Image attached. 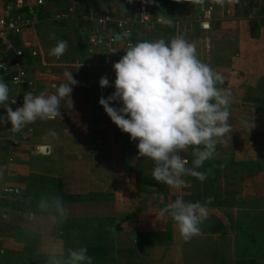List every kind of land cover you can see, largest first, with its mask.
<instances>
[{
	"label": "crops",
	"instance_id": "1",
	"mask_svg": "<svg viewBox=\"0 0 264 264\" xmlns=\"http://www.w3.org/2000/svg\"><path fill=\"white\" fill-rule=\"evenodd\" d=\"M35 2L36 0H14L13 3L6 4L4 0H0V14L6 11L11 16L26 18L29 16L28 11L32 10L35 15L31 25L24 27L19 34L9 36L14 47L22 50L20 64L31 84L12 85L10 77L15 70L10 60L13 54H0V81L9 86V100L18 98L23 105V96L27 91H32L35 95L42 92L51 94L55 91L52 84L67 82L65 72H72L79 83L72 86V108L70 100L66 98L62 101L60 117L37 120L26 125L15 135L13 145L9 142L6 127L0 125V188L7 185L16 186L20 190L18 195L0 198V258H8L10 264H28L20 258L48 257L49 250L53 248L65 253L66 248L69 249L65 241L83 240L80 236L68 235L70 228L80 230L82 222L91 226L96 222L105 224L106 219L111 224L114 219L115 224L118 212L109 217L74 212L75 208L95 205V196L100 193L108 194V197L113 194V202L118 206L124 205L127 200L132 201L135 216L138 214V222H141V213H148L147 220L152 223V228L149 229L140 227L138 223L136 229L134 228L136 237L131 243L121 245L122 250L117 251V255L123 263L130 264L132 258L138 257L145 261L150 259L152 264H157V257L165 249L163 256L166 257L167 264H235L237 260L244 259H252L254 264H263L264 241H258L256 233L246 236L245 225L231 235L224 234L225 231L208 232L201 229L200 235L185 241L180 237L171 218L165 217L163 221L150 220L165 207L166 203L160 197L167 186L156 181L154 185L138 189L136 175L126 167L123 158L127 155L130 160L134 153L126 145L129 134H124L99 104L102 95L107 97L114 91L112 86L101 88L99 78L107 75L112 84L115 80L112 65L125 53L107 58L105 51L89 47L87 39L96 29V23L90 17L100 16L86 15L87 2L84 0H43L39 4ZM250 6L258 7L257 11L251 16L248 10L245 11L242 20L249 27L246 31L247 38L252 40L257 37L256 31L252 32L250 25L264 24V0H252ZM178 7V0H153L152 3L140 0L135 9L136 21L127 34L128 40L131 38V43L160 38L168 41L177 35H183L187 39L189 36L197 37L209 27L207 23H202L201 26L187 29V17L190 16H187V10H183V16ZM140 11L146 13L145 21L138 20ZM188 11L191 14V7ZM161 17L170 23L160 22ZM193 33L197 36H193ZM58 40L67 41L68 47L64 55L56 58L49 55V51ZM239 47L240 50L245 48L243 44ZM237 54V48L231 54L212 51L209 65L216 67L218 71L215 70L222 76H227L228 72V76H233L230 68L222 63V57H235L234 64L237 65L240 63L239 57L243 56V61L247 63L240 66L241 72L234 76H257L254 77L256 82H245L247 86H229L224 77L223 88L230 90L231 96H239L241 103L248 104L250 110L262 113L264 109L260 105L264 91L256 84L261 81L264 86V54L261 50H247L244 54ZM112 104L115 107L121 106L117 102ZM6 107L12 108L10 101L9 104L6 102L0 105V116L7 114ZM50 131H54L56 137L51 136ZM39 146L45 147L44 153L39 151ZM232 154L236 160L258 161L256 157L244 158L240 151H232ZM181 155L185 158V154ZM262 170L263 165L257 171L242 173L240 178L255 176ZM118 176L128 177L132 183L123 184ZM42 195L61 198L63 195L77 196L72 201L62 199L69 210L67 219L62 223L51 220L49 232L35 228L38 225L42 228L44 219L48 218L37 210V201ZM25 226L27 228H23ZM122 231L129 232L127 228H122ZM117 237L115 233V242ZM76 247L79 248L80 244L73 243L70 248Z\"/></svg>",
	"mask_w": 264,
	"mask_h": 264
},
{
	"label": "clouds",
	"instance_id": "2",
	"mask_svg": "<svg viewBox=\"0 0 264 264\" xmlns=\"http://www.w3.org/2000/svg\"><path fill=\"white\" fill-rule=\"evenodd\" d=\"M160 22L170 23L163 17ZM67 47V41L58 40L49 55L59 58ZM124 53L112 65L114 82L110 84L107 75L99 78L101 88L114 87L110 95L99 98V104L122 132L129 134L132 141H138L137 159L149 158L153 162L152 179L175 189L185 186L186 176L203 182L206 173L196 169L215 157L217 145L233 131L231 92L218 87L223 83L222 75L199 58L196 44L183 35L168 41L160 38L129 43ZM64 75L67 82L52 84L55 91L51 94L25 92L23 105L15 110L6 107L7 114L0 116V125L10 121L12 131L19 132L37 120L60 117L62 101L66 98L72 108V86L79 82L72 72ZM9 93V86L0 81V105L9 104ZM10 102L15 103V99ZM112 102L121 106L115 107ZM241 122L249 131L254 127L253 123L249 126L247 121ZM50 135L57 134L50 131ZM190 148L191 166L181 155ZM212 199L209 197L207 202ZM37 210L57 223L68 216V209L58 196L42 195ZM208 216L206 204L187 202L180 196L156 213L159 221L171 218L185 241L201 234V225ZM47 264H92V257L87 247L69 248L67 254L53 248L48 252Z\"/></svg>",
	"mask_w": 264,
	"mask_h": 264
},
{
	"label": "rangeland",
	"instance_id": "3",
	"mask_svg": "<svg viewBox=\"0 0 264 264\" xmlns=\"http://www.w3.org/2000/svg\"><path fill=\"white\" fill-rule=\"evenodd\" d=\"M41 1V3H43V0ZM139 1L140 0H131V2H129V0H109L108 5L110 8L107 13L112 16L121 17L132 14L133 18H136L137 14L135 9ZM251 1L252 0H223L221 3L219 0H178V8L182 10V15L184 16L183 10H187V16L188 14L190 16L187 17V29L192 26H201L202 23H207L209 26L198 36L193 33V36L197 37H192L187 34V36L190 37L187 39L196 44L198 55L203 62L208 64L211 63L212 51L221 52V54H231L233 51H236L237 48L238 54L240 52L244 54L247 50H251L252 52L261 50L264 54V24H260L261 26L257 24L250 25L252 26V32L256 31L257 38L249 40L246 35L248 26L246 27V23L242 20L245 11L248 10L250 13L249 16H251L255 14L258 9V7L250 6ZM190 7L191 14L188 13ZM116 11H118L117 13L120 15L115 14ZM137 25L139 26V24ZM240 44H243L245 48L242 47V50H240ZM239 58L240 63L236 65L234 64L235 57H222V63L226 64L231 72H233L231 73L233 76H228L229 72L227 76H222L227 79L229 86H243V84L246 85L247 82L254 81V77H257L234 76V74L238 75V72H241L239 67L247 63L245 60L243 61V56ZM213 69H216V67H213ZM216 70L218 71V69ZM242 73L244 74L243 71ZM258 82L260 83H257L256 86L263 92L264 86L261 85V81ZM218 87L223 88L224 81L222 84H218ZM232 96L230 123L233 131L223 138L222 143L217 145L215 158L228 156L232 151H236V153L240 151L244 158L256 157L258 159L257 163H259L260 166L263 165V170L252 177L243 176L240 178L241 176H239V174H232V176L227 175L226 177L218 175V186H215L213 189H216V192L220 194L223 200H226L229 206L228 208L224 207V209L207 206L209 216L205 222H212L215 219L222 220L223 229L226 232L224 234L228 233V235H231L233 231H237V229H240L239 227L245 225L246 236L256 233L258 241H264V183H262V179L264 178V112L256 113L250 110L248 104L241 103L239 96ZM262 106L264 109V104ZM241 121H247L249 126L253 123L254 127L249 131V127H246ZM133 152L131 159L127 162V166L132 169L136 168L142 170V174L140 175L141 182H139L141 183L140 188L154 185L155 180L152 179L153 162L149 158L140 157L137 159L138 149L136 146L133 148ZM187 152L181 154H186ZM118 178L123 184L124 182H127L126 185L132 183L128 177L118 176ZM184 179L186 184L179 189L166 187L161 197L159 196L164 204L174 201L177 196L182 197L187 202H189L191 198L195 200V195L198 201L204 199L201 194L197 195L196 193H202L204 191L202 182L193 176H186ZM164 185L165 184L162 186ZM111 195V197H108V194L104 195L97 193L95 196V205H91L87 208H75L74 212L79 214L85 213L87 216L108 217L118 212L115 224L113 222L114 219L111 221V224L108 222V219H106L105 224L96 222L91 226H88L86 222H82L80 230L72 228L68 230L69 236H80L83 240L76 242L75 240L73 241V239H68L65 241L66 247H72L73 243L80 244V247H87L88 245L95 244L98 246V250L95 252L94 250L92 252L88 251L89 256L92 254V264L96 261L97 264H126L125 262L123 263L121 258L117 255V251L119 252L122 247L121 245L126 242L131 243L133 238L136 237L134 228L136 229L138 223L140 227H144L145 229L152 228V223L147 220L149 217L148 213H139L141 215L139 217L141 222H138V214L135 216V206L133 202L127 200L124 202V205L121 204V206H118L113 202V194ZM215 198H217L216 195ZM152 219H156V214L152 216L150 220ZM43 222L42 226L43 224L44 226L41 228V225H38L35 227L36 230L39 231L42 229V231L49 232L51 219L48 217L47 220L44 219ZM144 222H146V224H143ZM154 225L156 226V224ZM23 228H27V226ZM122 228H127L129 232H123ZM201 229H203L202 225ZM28 231H30V229ZM115 233H117L118 236L116 242L113 240ZM253 235L255 236V234ZM67 250L66 248L65 254H67ZM165 251L164 249L160 252L157 257V264H167L166 257L163 256ZM47 259L48 257L45 256L20 258V260H24L28 264H47ZM129 262L130 264H152L153 261L150 259L145 261L142 258L136 257L132 258ZM0 264H10V262L8 258L5 257L0 258Z\"/></svg>",
	"mask_w": 264,
	"mask_h": 264
},
{
	"label": "built area",
	"instance_id": "4",
	"mask_svg": "<svg viewBox=\"0 0 264 264\" xmlns=\"http://www.w3.org/2000/svg\"><path fill=\"white\" fill-rule=\"evenodd\" d=\"M36 3H41V0H36ZM28 14L29 16L26 18L12 17L6 11L0 14V54H5L7 52H12L13 54L10 62L15 71L10 77V83L14 86L31 84V81L26 78L25 72L20 64L22 50L16 49L14 44L9 39L10 35L19 34L24 27L31 25L34 22L35 15L32 10H29ZM90 18H92V20L96 23V29L87 39L89 47L105 51L107 58L124 53V49H126L127 45L131 43V41L127 38V34L131 31V26L135 23L136 18L113 17L108 13H105L100 17ZM146 19V13L144 11H140L138 20L145 21ZM117 32L120 33V39L118 41L113 38V34ZM13 99H15V103L10 102L13 110L22 106V103L18 98ZM3 125L8 131L9 142L13 145L15 143L14 137L20 131L13 132L10 121ZM19 193L20 190L16 186L5 185L0 188V198H5L9 195H18Z\"/></svg>",
	"mask_w": 264,
	"mask_h": 264
},
{
	"label": "trees",
	"instance_id": "5",
	"mask_svg": "<svg viewBox=\"0 0 264 264\" xmlns=\"http://www.w3.org/2000/svg\"><path fill=\"white\" fill-rule=\"evenodd\" d=\"M85 2H87V6L85 8V14L86 15H92V16H101L105 13H107L106 9L110 8V6H107V0H84ZM4 2L6 4L8 3H13L14 0H4ZM109 2V0H108ZM107 7V8H106ZM90 9V12H89ZM127 10V9H126ZM264 10V9H263ZM130 11V10H129ZM118 11H116L115 14ZM12 17H18V16H12ZM21 17V16H19ZM124 18H133L132 14L131 15H124ZM262 21H264V18L262 19ZM129 37V36H128ZM131 40V38H129ZM264 104V98L262 99V105ZM260 105V108H263V106ZM138 141H132L130 139V137H128V140H126V145L128 148L133 149L136 145H137ZM185 159H187L189 161V166H191V161L193 160V156H192V150L191 148L188 150V152L184 155ZM124 164H126V167L129 170H132L136 177V183L138 186V189H143L145 186H143L142 188H140V175L142 174V170L136 169V168H129L127 166V162H129V156H124ZM125 167V166H124ZM261 168V166L259 165V163H257V161H251V160H236L232 154V152L228 155V156H222L221 158H213L212 160L206 161L203 165V167L196 169L197 171H201V172H205L207 178L202 182L203 185V192L199 193L196 192L197 195L201 194V196L204 197L203 200L199 201L202 204H206V206H212V207H218V208H228V203H226V200H223L220 197V194L218 192H216L215 186L217 187V176H223L226 177L227 175H231L232 174H239V176L242 173H251L254 171H257ZM145 176V175H144ZM156 182V181H155ZM160 183V182H158ZM161 184V183H160ZM144 185V184H143ZM146 185V184H145ZM163 185V183L161 184ZM215 195L217 196V198H215ZM193 197V196H192ZM212 197L213 199L211 200L210 203L207 202L208 198ZM77 196H67V195H63L62 199L66 200V201H72L74 199H76ZM194 198H196L195 200L193 198H191L189 200V202H197L198 198L196 197V195L194 196ZM224 211V210H223ZM218 220V219H217ZM216 219L214 221H210V222H204L202 224L203 226V230L208 231V232H224L225 230L223 229V223L222 220H218ZM84 247V246H81ZM98 246L95 245H88L87 249L89 252H92L94 250V252L97 249ZM92 256V254H91ZM93 264H97V261ZM235 264H254V261L252 259H244V260H237L235 262Z\"/></svg>",
	"mask_w": 264,
	"mask_h": 264
},
{
	"label": "water",
	"instance_id": "6",
	"mask_svg": "<svg viewBox=\"0 0 264 264\" xmlns=\"http://www.w3.org/2000/svg\"><path fill=\"white\" fill-rule=\"evenodd\" d=\"M113 38L116 40V41H118L119 39H120V33H114L113 34ZM44 146H39V151L40 152H42V153H44Z\"/></svg>",
	"mask_w": 264,
	"mask_h": 264
}]
</instances>
